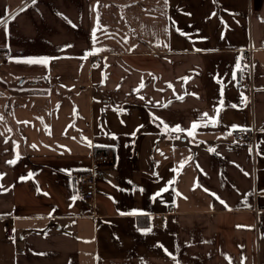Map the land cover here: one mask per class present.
Masks as SVG:
<instances>
[{
  "label": "crops",
  "instance_id": "1",
  "mask_svg": "<svg viewBox=\"0 0 264 264\" xmlns=\"http://www.w3.org/2000/svg\"><path fill=\"white\" fill-rule=\"evenodd\" d=\"M0 20V264H264V0H0Z\"/></svg>",
  "mask_w": 264,
  "mask_h": 264
},
{
  "label": "built area",
  "instance_id": "2",
  "mask_svg": "<svg viewBox=\"0 0 264 264\" xmlns=\"http://www.w3.org/2000/svg\"><path fill=\"white\" fill-rule=\"evenodd\" d=\"M251 50L252 49L250 48L245 50V52L243 53V58L249 60L251 57ZM4 58L5 57L0 54V61L3 60ZM93 61L96 63L99 61V58L96 57L94 58ZM241 68L243 70L239 71V77L236 79L235 82L236 90L253 91L250 66L243 64ZM253 138H254V134L252 131L238 129L235 131L234 134V139L236 141H243V140L252 141ZM92 158L95 164L104 166L111 162L112 156L109 152L99 151V152H94ZM80 184H81V198L83 199L84 202L88 204H93L95 190H96V182H95V176L91 170L81 174ZM165 221H166V216L162 213L153 214L151 217L152 224L160 228H163L165 226ZM8 229H10V226Z\"/></svg>",
  "mask_w": 264,
  "mask_h": 264
},
{
  "label": "snow or ice",
  "instance_id": "3",
  "mask_svg": "<svg viewBox=\"0 0 264 264\" xmlns=\"http://www.w3.org/2000/svg\"><path fill=\"white\" fill-rule=\"evenodd\" d=\"M165 3H167V0H165ZM3 24H5V21H3V20H0V25H3ZM93 36H95V32H93ZM241 60L243 59V57H241L240 58ZM29 63H47V61H28ZM235 67H236V70L237 71H242L243 69L241 68V66H240V63H239V61L237 62V64L235 65ZM233 78L235 79V73H233ZM220 81L218 80V83H219ZM141 99H143V97H141ZM242 99H244L245 100V102H246V98H244V97H242ZM223 102L221 101V104H222ZM219 111V109H214V112H218ZM203 118H208L210 121H211V123L213 124V126H215V124H216V120H215V118H212V117H207V114H203V116H202V119ZM160 123L161 124H163L164 122L163 121H160ZM199 126V124L198 123H193L192 125H191V131H188L187 132V134L189 135V136H192L193 135V132H194V130L197 128ZM165 127H167V125H165ZM234 128L236 127V126H233ZM171 131H174V132H183V131H185L184 129H182V128H180V127H175V128H172V129H170ZM178 138V137H177ZM17 159H19V156H17ZM16 161L15 160H13V161H8V163L9 164H14ZM31 175V174H30ZM3 178V176L2 175H0V179H2ZM169 183H172V182H169ZM168 189H167V187L166 188H164V189H162L161 190V192H163V191H167ZM142 191V190H141ZM161 192H158V193H156V196H159V195H161ZM153 199H155V196L153 197ZM129 214H135V213H129ZM148 231H150V229L148 230ZM159 247H163L162 245H159ZM165 252H166V254H168V255H171L170 253H167V250L165 249ZM230 264H231V262H230Z\"/></svg>",
  "mask_w": 264,
  "mask_h": 264
}]
</instances>
